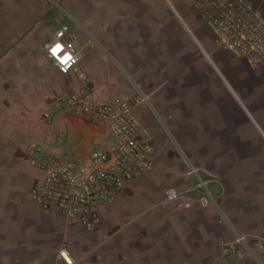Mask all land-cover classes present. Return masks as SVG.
Instances as JSON below:
<instances>
[{
	"label": "crops",
	"instance_id": "obj_1",
	"mask_svg": "<svg viewBox=\"0 0 264 264\" xmlns=\"http://www.w3.org/2000/svg\"><path fill=\"white\" fill-rule=\"evenodd\" d=\"M196 1L0 0V264H68L62 248L70 264H264V71L215 44ZM64 25L80 53L68 74L41 49ZM83 77L99 102L145 97L134 112L153 137L152 168L100 205L93 229L30 195L33 147L69 161L102 143L96 121L42 120ZM198 179L211 205L166 201Z\"/></svg>",
	"mask_w": 264,
	"mask_h": 264
},
{
	"label": "built area",
	"instance_id": "obj_2",
	"mask_svg": "<svg viewBox=\"0 0 264 264\" xmlns=\"http://www.w3.org/2000/svg\"><path fill=\"white\" fill-rule=\"evenodd\" d=\"M196 7L214 32L218 47L264 71V19L251 0H197ZM68 32L69 27L62 26L41 47L63 74L70 73L80 58ZM90 84L83 77L79 93L60 96L55 110L45 113L42 120L49 124L56 112L64 111L96 121L104 127L101 145L86 157L69 161L55 159L39 147H33L28 154L30 164L42 178L30 191L32 199L46 212L58 210L67 225L78 223L85 229H93L99 223L100 205L111 202L115 191L129 187L153 165L152 134L134 112L146 98L99 102L92 95ZM190 173L199 178L198 169L193 168ZM165 198L186 208L207 207L213 202L202 179L183 190L167 189ZM236 244H246V237L238 235L225 254L232 255ZM59 256L71 263L65 248L59 250Z\"/></svg>",
	"mask_w": 264,
	"mask_h": 264
}]
</instances>
